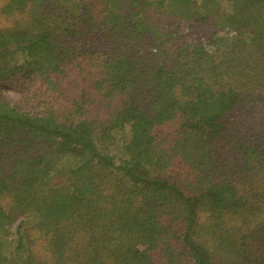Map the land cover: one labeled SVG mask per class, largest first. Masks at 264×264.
<instances>
[{"label":"trees","instance_id":"1","mask_svg":"<svg viewBox=\"0 0 264 264\" xmlns=\"http://www.w3.org/2000/svg\"><path fill=\"white\" fill-rule=\"evenodd\" d=\"M0 264H264V0H0Z\"/></svg>","mask_w":264,"mask_h":264},{"label":"rangeland","instance_id":"2","mask_svg":"<svg viewBox=\"0 0 264 264\" xmlns=\"http://www.w3.org/2000/svg\"><path fill=\"white\" fill-rule=\"evenodd\" d=\"M219 33H221L222 32V30L220 29V28H218V29H216ZM184 31L185 32H187L188 31V29H184ZM207 33H208V31H207V29L204 31V33H203V36H207ZM2 93L3 94H5V95H7L8 97H11L12 98V100L17 96V92H16V89H15V87H8V86H4L3 88H2Z\"/></svg>","mask_w":264,"mask_h":264}]
</instances>
